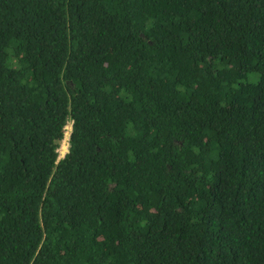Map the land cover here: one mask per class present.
<instances>
[{
    "label": "trees",
    "instance_id": "16d2710c",
    "mask_svg": "<svg viewBox=\"0 0 264 264\" xmlns=\"http://www.w3.org/2000/svg\"><path fill=\"white\" fill-rule=\"evenodd\" d=\"M0 264H264V0H0Z\"/></svg>",
    "mask_w": 264,
    "mask_h": 264
},
{
    "label": "built area",
    "instance_id": "2783aa9c",
    "mask_svg": "<svg viewBox=\"0 0 264 264\" xmlns=\"http://www.w3.org/2000/svg\"><path fill=\"white\" fill-rule=\"evenodd\" d=\"M71 131V121H68L64 126L63 137L57 147L58 158L63 157L69 146V135Z\"/></svg>",
    "mask_w": 264,
    "mask_h": 264
}]
</instances>
